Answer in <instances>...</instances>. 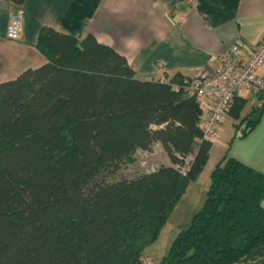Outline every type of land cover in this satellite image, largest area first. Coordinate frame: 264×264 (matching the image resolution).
<instances>
[{
  "label": "trees",
  "instance_id": "obj_1",
  "mask_svg": "<svg viewBox=\"0 0 264 264\" xmlns=\"http://www.w3.org/2000/svg\"><path fill=\"white\" fill-rule=\"evenodd\" d=\"M34 47L44 62L0 82V264H147L143 249L208 159L199 102L171 88L184 75L136 79L91 33L41 26ZM236 92L227 115L243 136L263 108L242 115ZM154 144L168 164L114 179ZM263 196L264 173L223 155L201 208L156 264L256 263Z\"/></svg>",
  "mask_w": 264,
  "mask_h": 264
},
{
  "label": "crops",
  "instance_id": "obj_2",
  "mask_svg": "<svg viewBox=\"0 0 264 264\" xmlns=\"http://www.w3.org/2000/svg\"><path fill=\"white\" fill-rule=\"evenodd\" d=\"M17 11L21 37L7 40L9 15ZM41 26L75 37L91 33L125 58L136 79L167 81L175 75L211 72L218 54L233 43L255 44L264 32V0H24L19 7L0 0V82L44 62L34 47ZM240 55L244 57L243 51ZM256 72L264 74V63ZM236 93L246 99L245 115L255 107V96L244 89ZM262 108L257 123L243 136L235 129L239 132L244 123L237 128L238 121L226 113L216 136L220 151L212 161L210 139L208 159L199 175H209L225 154L264 173Z\"/></svg>",
  "mask_w": 264,
  "mask_h": 264
},
{
  "label": "built area",
  "instance_id": "obj_3",
  "mask_svg": "<svg viewBox=\"0 0 264 264\" xmlns=\"http://www.w3.org/2000/svg\"><path fill=\"white\" fill-rule=\"evenodd\" d=\"M20 18V11L9 15L4 33L7 40L16 41L21 37ZM241 51L244 57H241ZM263 63L264 32L251 46L242 47L233 43L223 48L211 72L203 70L192 76H184L178 84H171L174 90L180 88L199 102L203 138L210 140L218 135L235 91H250L255 96L254 106L264 107V74L256 72ZM159 80L164 81L163 78Z\"/></svg>",
  "mask_w": 264,
  "mask_h": 264
},
{
  "label": "rangeland",
  "instance_id": "obj_4",
  "mask_svg": "<svg viewBox=\"0 0 264 264\" xmlns=\"http://www.w3.org/2000/svg\"><path fill=\"white\" fill-rule=\"evenodd\" d=\"M214 143L211 160L220 151L219 138H211ZM216 144V145H215ZM168 159L159 145L154 144L150 150L138 151L130 155V161L120 165L114 179L131 178L136 174L149 172L161 164H168ZM208 175L201 173L194 181L186 185L185 191L179 197L167 214L155 238L143 249V260L147 264H156L166 254L171 241L176 234L185 229L192 215L197 212L204 201Z\"/></svg>",
  "mask_w": 264,
  "mask_h": 264
},
{
  "label": "water",
  "instance_id": "obj_5",
  "mask_svg": "<svg viewBox=\"0 0 264 264\" xmlns=\"http://www.w3.org/2000/svg\"><path fill=\"white\" fill-rule=\"evenodd\" d=\"M251 264H264V256L258 260L256 263H251Z\"/></svg>",
  "mask_w": 264,
  "mask_h": 264
}]
</instances>
